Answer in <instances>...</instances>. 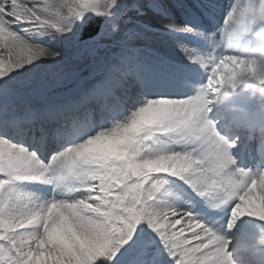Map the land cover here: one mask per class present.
Returning a JSON list of instances; mask_svg holds the SVG:
<instances>
[{"label":"snow or ice","instance_id":"snow-or-ice-1","mask_svg":"<svg viewBox=\"0 0 264 264\" xmlns=\"http://www.w3.org/2000/svg\"><path fill=\"white\" fill-rule=\"evenodd\" d=\"M214 8L0 0V264H233L210 214L264 221V170L234 167L209 106L255 75L238 42L264 0H229L218 26ZM151 36L167 51L138 46ZM116 37L89 86L46 96L66 50ZM21 96L42 103L17 110Z\"/></svg>","mask_w":264,"mask_h":264},{"label":"rangeland","instance_id":"rangeland-1","mask_svg":"<svg viewBox=\"0 0 264 264\" xmlns=\"http://www.w3.org/2000/svg\"><path fill=\"white\" fill-rule=\"evenodd\" d=\"M167 2L171 5V4L175 3L176 0H167ZM205 2H211V3L216 5V8H214L212 10V15L214 18L218 15L219 22H222L221 19H223V15H224V11H225V5L229 2V0H205ZM148 19L154 26H159L157 24V20L159 18L154 17V16H150ZM178 19H179V17H178ZM213 24H214V26H218L214 22H213ZM119 39H120L119 37H116V38L111 39V40H108V39L103 40V41H101V44L105 45V46L99 47L95 51L86 50V49H82L79 47L70 48V49L65 51L64 60H63L62 64L58 68L54 69V71L61 73V74L68 77V80L65 81L64 84L71 82L72 79L75 78L76 73L84 67H90L91 71L93 73L96 70H98L102 65L110 62L112 60L113 56L119 52V44H118ZM138 46L145 47V48H148L151 50L160 49L161 51H167L166 49L161 48V45L159 43V39L156 36H151L147 41L138 42ZM174 58L182 60L183 62L187 63V61L184 60L182 54L179 53L178 50L175 51ZM200 77H203V75H201ZM49 82L51 83V81H49ZM92 82L93 81H91V83ZM89 85H90V80L88 79L83 84V86L87 87ZM258 87L264 88V84L258 85ZM54 88H51L50 90H48L46 92V96L51 97L53 95L52 90ZM245 89H250V88H247L244 84H242L240 87L236 86L235 88H227V94H235V93L244 91ZM222 93H223V91L221 92V94ZM221 94L218 95L215 98V100L213 101V103L211 104L212 111L209 112L208 118L213 121L218 132L219 133L222 132L224 134V132H225L224 129L229 128V125H228L229 114L225 111V109L221 110V108H219L220 104H218V103H222L225 100V95L222 96ZM249 95L250 94L246 95L245 97L232 95L228 99H226V102H227V100H233V99H237V101H245L244 99H249L248 103H251L252 100L250 99ZM19 98H21L22 101L17 102V99H15L11 102L13 107L17 110H23L24 108H26L29 105L36 107L39 104H41V102H38L35 100H31L29 102L23 101L24 99H28L29 96H21ZM255 100L261 101L260 103L263 106L262 114L264 115V99H262V96L260 94H258L255 97ZM214 103H216V104H214ZM243 105H245V102ZM259 115H258V117H259ZM246 136H247V132H244L243 130H242V133H240L239 135L233 136L234 141H236V143H237V147H239V148L241 147V144L246 139ZM263 146H264V144H263ZM234 151H235V147H234ZM237 162H238V160H237ZM237 162L235 163L234 167H240L239 165H237ZM240 168H242V167H240ZM253 172H255V171H253ZM210 216H211V220H212V227L218 232V234L223 235L229 241L227 250L230 253V257L233 261V264H236L235 263L236 259L233 258V254H235L236 252L234 251V249H232V247L234 245L230 243V239H231L232 233L235 232V230L239 234L240 233L246 234L248 232V230L251 229V231L248 232L249 237L264 239V230L263 231L260 230V229H264V221H261L257 218L248 217V216L242 217V218L237 220V222L235 223V225H233V227L231 229H229L228 228V222H229L230 217L228 215H226L222 212H213L210 214ZM254 228L257 230H252ZM252 240H255L256 242L260 241V245L262 246L261 240H259V239H252ZM246 249H247V246H243V250H246Z\"/></svg>","mask_w":264,"mask_h":264},{"label":"clouds","instance_id":"clouds-1","mask_svg":"<svg viewBox=\"0 0 264 264\" xmlns=\"http://www.w3.org/2000/svg\"><path fill=\"white\" fill-rule=\"evenodd\" d=\"M238 55L246 60L254 61L256 73L255 75H242L238 78L237 85L244 84L247 88L258 91L261 96H264V88L258 87L264 84L261 79H258V77L264 78V27H257L251 31L249 36L240 39ZM221 95H227V88ZM261 243H264V240H261Z\"/></svg>","mask_w":264,"mask_h":264},{"label":"bare ground","instance_id":"bare-ground-1","mask_svg":"<svg viewBox=\"0 0 264 264\" xmlns=\"http://www.w3.org/2000/svg\"><path fill=\"white\" fill-rule=\"evenodd\" d=\"M245 101H237V99L233 100H227L225 108L229 111L230 116H236L238 120H247V122H250L251 125H253L254 130H261L264 129V125H256L255 121L257 122V118L254 121V119L251 118V114L254 112L255 107H250L249 108V103L245 106L243 105ZM251 103H255L251 101ZM257 110L260 112L261 111V106L257 103ZM210 109L211 105L209 106ZM221 105H219V108ZM256 114L255 116H257ZM258 117V116H257ZM236 131V129H235ZM264 257V256H263ZM261 261V260H260Z\"/></svg>","mask_w":264,"mask_h":264},{"label":"water","instance_id":"water-1","mask_svg":"<svg viewBox=\"0 0 264 264\" xmlns=\"http://www.w3.org/2000/svg\"><path fill=\"white\" fill-rule=\"evenodd\" d=\"M88 75V72L83 70L81 71L78 76H77V79L75 81H73L71 84L65 86V87H60V88H57L56 89V92H59V91H63V90H66V91H70V90H75L80 84L81 80L83 77H86Z\"/></svg>","mask_w":264,"mask_h":264}]
</instances>
